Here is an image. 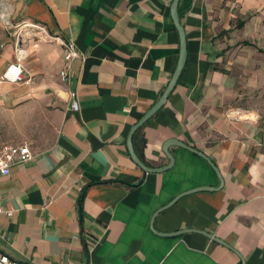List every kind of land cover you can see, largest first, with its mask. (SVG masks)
<instances>
[{"label":"crops","instance_id":"obj_1","mask_svg":"<svg viewBox=\"0 0 264 264\" xmlns=\"http://www.w3.org/2000/svg\"><path fill=\"white\" fill-rule=\"evenodd\" d=\"M173 0H0L14 28L51 36L23 47L0 26V107L41 101L51 143L0 175V251L22 264H264V0H180L182 73L165 104L133 135L150 168L169 139L207 156L217 191L178 194L219 179L200 156L172 145L175 161L144 173L131 128L158 101L177 66ZM3 21V20H2ZM1 25V24H0ZM79 53L69 86L62 42ZM18 47V48H17ZM20 64L22 80H2ZM68 89L78 110L70 108ZM27 142V141H22ZM20 143V144H21ZM19 145V144H18ZM1 146V145H0Z\"/></svg>","mask_w":264,"mask_h":264},{"label":"rangeland","instance_id":"obj_2","mask_svg":"<svg viewBox=\"0 0 264 264\" xmlns=\"http://www.w3.org/2000/svg\"><path fill=\"white\" fill-rule=\"evenodd\" d=\"M8 22L4 23L0 19L1 30L6 32L11 42H15V46L18 44V47L27 48L33 42L51 40L30 27L22 25L14 28L11 21ZM54 124L55 120L50 116L49 107L41 101L3 105L0 107V145H18L25 140L30 142L34 149L46 147L52 141Z\"/></svg>","mask_w":264,"mask_h":264},{"label":"water","instance_id":"obj_3","mask_svg":"<svg viewBox=\"0 0 264 264\" xmlns=\"http://www.w3.org/2000/svg\"><path fill=\"white\" fill-rule=\"evenodd\" d=\"M180 0H173L172 4H171V17L173 20V23L175 25V28L179 34V39H180V52H179V58H178V62H177V66L175 68V71L173 72V75L166 87V89L164 90L163 94L161 95V97L158 99V101L150 108V110H148L139 120L138 122L131 128L128 137H127V148H128V152L129 155L132 159V161L144 172V173H161V172H165L169 169H171L174 165V157L173 155L169 152V148L172 145H177L180 146L198 156H200L201 158H203L211 167V169L215 172L217 178L219 179V185L216 187H211V186H199L196 188H192L186 192L180 193L178 194L171 202H169L167 205L161 207L160 209H158L155 214L152 217L151 223H150V228L153 232L159 234V235H164V236H177L182 234L185 231H193L199 234H202L228 248H230L231 250L232 247L229 246L227 243H225L224 241L214 237L212 234L201 231V230H181V231H177L174 233H158L155 231L154 229V219L155 217L162 211L166 210L167 208H169L171 205H173L178 199H180L181 197L191 194V193H195V192H199V191H217L219 189L222 188L223 186V179L221 178L218 169L216 168V166L213 164V162L204 154H202L201 152H199L198 150L183 144L181 142H178L174 139H169L167 140L164 145H163V153L165 154V156L168 159V164L166 166L163 167H158V168H150L148 166H146L141 159L137 156V154L134 151L133 148V144H132V137L134 135V133L147 121L149 120L166 102L167 97L169 96V94L171 93V91L174 89L181 73L182 70L184 68L185 62H186V57H187V49H186V38H185V32L183 29V26L180 23V16H179V12H178V5H179Z\"/></svg>","mask_w":264,"mask_h":264},{"label":"built area","instance_id":"obj_4","mask_svg":"<svg viewBox=\"0 0 264 264\" xmlns=\"http://www.w3.org/2000/svg\"><path fill=\"white\" fill-rule=\"evenodd\" d=\"M10 23L8 22L7 25ZM18 26L17 28H19ZM23 27H30L31 29L38 31V34L45 36V38L52 39L44 28L40 25H23ZM64 49L63 66L59 71V79L65 86H69L73 76V63L79 59V53L76 49L75 43L72 39L62 42ZM18 46V44H17ZM18 48V47H17ZM23 48H18V54L22 53ZM23 69L20 64H10L2 75V80L16 83L22 80ZM68 95L70 100V108L73 111L78 110V104L76 101V94L72 90L68 89ZM33 158V154L30 150V144L23 142L19 145H1L0 146V175H8L13 166L22 165ZM7 213L11 215V212L6 211L0 202V214ZM0 264H22L17 260L11 258L7 254L0 251Z\"/></svg>","mask_w":264,"mask_h":264},{"label":"bare ground","instance_id":"obj_5","mask_svg":"<svg viewBox=\"0 0 264 264\" xmlns=\"http://www.w3.org/2000/svg\"><path fill=\"white\" fill-rule=\"evenodd\" d=\"M1 15H2L3 22L7 23L8 22V14L4 8L1 10Z\"/></svg>","mask_w":264,"mask_h":264},{"label":"trees","instance_id":"obj_6","mask_svg":"<svg viewBox=\"0 0 264 264\" xmlns=\"http://www.w3.org/2000/svg\"><path fill=\"white\" fill-rule=\"evenodd\" d=\"M139 157H140V155H139Z\"/></svg>","mask_w":264,"mask_h":264}]
</instances>
